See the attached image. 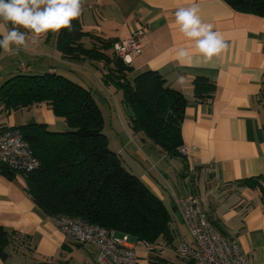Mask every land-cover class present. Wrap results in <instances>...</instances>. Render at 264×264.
Here are the masks:
<instances>
[{
  "label": "crops",
  "instance_id": "1",
  "mask_svg": "<svg viewBox=\"0 0 264 264\" xmlns=\"http://www.w3.org/2000/svg\"><path fill=\"white\" fill-rule=\"evenodd\" d=\"M90 1L87 7L102 6L103 10L98 11L105 17L101 25L93 17L86 31L93 33L97 27L95 30L101 33H94L96 35L122 39L128 37L133 28L143 25L146 32L141 41V53L133 58L130 74L157 70L167 85L180 90L187 99L180 125L182 145L186 147L181 162L174 167L170 162L162 169L160 166L159 172L151 174L152 177L149 172L138 177L163 203L170 200L173 208L171 195H164L157 176L167 183L181 179L182 192L178 194L197 195L209 219L223 235L237 240L253 264H264V99L260 97L264 83V16L236 11L223 0ZM193 5L198 8L201 20L222 36L226 48L209 66L181 67L174 59L176 51L190 47L191 42L171 25L178 8ZM84 11H81L82 19ZM112 15H119L122 24L105 33L100 26ZM52 33L49 38L39 37L36 44L31 43L29 36L27 49L10 53L0 50V84L31 68L26 62V68L20 67L23 62L20 51L33 57L32 68L39 71L43 68L44 57H49L65 66L79 62V66L84 65L96 75L93 67L99 66L98 62L62 57L56 49V32ZM83 38V43L87 39L90 46L93 44L90 37ZM47 71L57 73L52 65ZM63 75L69 77L67 73ZM180 77L183 83L179 82ZM195 77L215 83L211 98L194 96ZM98 81L102 83L100 74ZM30 122L46 123L50 129L66 128L63 119L55 116L45 102L9 112L2 109L0 103V129ZM250 177L252 181L242 182ZM0 225L27 236L23 241L15 238L9 247V258L0 259V264H97V247L66 237L35 204L27 192L23 173L14 172L12 177H7L0 171ZM160 239L152 243L150 249L141 241L131 242L138 255V264L169 263L163 255L154 252L160 249ZM77 254H80L79 260ZM183 264L192 263L186 259Z\"/></svg>",
  "mask_w": 264,
  "mask_h": 264
},
{
  "label": "trees",
  "instance_id": "2",
  "mask_svg": "<svg viewBox=\"0 0 264 264\" xmlns=\"http://www.w3.org/2000/svg\"><path fill=\"white\" fill-rule=\"evenodd\" d=\"M223 1L236 11L264 16V0ZM72 24L71 31L63 28L55 34L60 55L71 60L103 62L108 67L103 81L122 90L132 130L142 131L167 154L182 157L180 125L187 105L184 94L167 85L157 70H143L129 80L127 74L133 67L106 52L117 38L84 30L81 16ZM85 36L93 40L90 47L81 41ZM193 91L197 99H209L215 83L195 77ZM260 97L264 99V83ZM41 102L63 119L65 129H50L43 122L11 126L21 132L39 160L37 168L24 174L27 192L35 204L48 216H79L129 233L135 241L151 244L162 238L171 242L168 209L136 174L122 166L117 153L109 148L100 108L88 88L51 71L18 73L0 84V103L6 112ZM0 171L7 177L14 174L2 164ZM252 180L250 177L242 182ZM26 237L0 225V259L9 258V247L15 238L23 241Z\"/></svg>",
  "mask_w": 264,
  "mask_h": 264
},
{
  "label": "built area",
  "instance_id": "3",
  "mask_svg": "<svg viewBox=\"0 0 264 264\" xmlns=\"http://www.w3.org/2000/svg\"><path fill=\"white\" fill-rule=\"evenodd\" d=\"M145 32L146 28L138 25L128 37L116 40L112 45L115 55L120 58L130 56L132 63L133 58L141 53V41ZM116 44L120 45L119 54L114 47ZM20 67L26 68L24 63L20 64ZM179 151L186 154V147L181 145ZM0 164L23 174L39 165V160L33 154L28 141L17 128L0 129ZM171 197L192 238L190 244H178L177 251L180 255L187 257L192 264H253L241 250L238 241L223 235L209 219L197 195H177L171 192ZM49 218L66 237L78 243L95 245L97 264H138V255L128 233H121L67 213H58ZM143 244L146 248H151L150 243Z\"/></svg>",
  "mask_w": 264,
  "mask_h": 264
},
{
  "label": "rangeland",
  "instance_id": "4",
  "mask_svg": "<svg viewBox=\"0 0 264 264\" xmlns=\"http://www.w3.org/2000/svg\"><path fill=\"white\" fill-rule=\"evenodd\" d=\"M88 2L90 3L91 1L83 0L82 9L85 10L83 12L84 18L82 19V16L80 15L82 22H84V30L90 29L89 25H91L90 21H93V17H95L94 19L97 23H99V25H101L105 17V15H102L101 12L98 11L103 10L102 6L87 7ZM122 9L125 10L126 6L122 7ZM121 21L122 18L119 17V15H112L111 18L106 19L104 25L102 24L103 26H100V29L105 32L108 29L111 30L114 28H120L122 24ZM93 23L94 25H96L95 22ZM104 28L106 30H104ZM95 29H97V27H94V29L92 30L93 34L101 33ZM50 33L52 32L50 31L47 33L46 38H49V35L51 36ZM107 35L109 36L110 34ZM29 36H31V34H29ZM83 44L87 47H90V42H88L87 39L84 40ZM20 52L22 53L21 60L23 61L20 62V64L24 63V66L27 67V65L25 64L26 62L29 63V66H31L30 69L24 70L23 73H42L40 71H47L49 65H52L55 67L57 73H67L69 77L75 82L82 81L80 83L85 85L91 91L93 98L100 108L103 118L102 131L107 136L109 148L117 153L122 166H124L125 169H127L129 172L136 174L137 176H139L143 172H149L151 176V174H155L154 172H159L160 166L162 169V167H166L170 162V166L172 165L171 167H174L181 162V158L179 156H172L164 152L159 145L153 142L142 131L135 132L132 130L128 119L129 109L123 102L122 90L115 87L112 83L105 84L103 81V77L101 84L98 81V75L100 74L103 76L108 70V67L103 62H98L99 66L95 65V67H93L96 70V75H94L93 72L87 70L84 65L82 67L79 66V62H77V64H68V66H65L57 60L43 56L44 65L42 66L43 68H41V70L39 71L35 68H32L34 63L33 57L28 56L22 51ZM106 52L110 55H112V53L115 54L112 49H109ZM79 64L81 65V63ZM133 75V73L130 74L129 72L127 74V78L131 80L134 77ZM158 158L161 159L158 160ZM157 178L161 182V184L159 183V185L161 186L164 195L170 196L171 192L180 195L178 193L182 192L180 184L182 182L183 185V181L181 179L174 182L171 180L167 183V181L163 180L160 176H157ZM164 205L166 206L170 214L169 227L172 233V240L171 242L166 243L165 240L163 241L162 239H160V249H156L154 250V252L167 258L169 262L168 264H183L186 261L187 257L182 256L178 253L177 246L181 242H187L188 244L192 243V238L188 233L185 223L171 206L170 200H165ZM132 241L136 242L135 240L131 239V242ZM75 247L76 246L74 245L73 248ZM25 250V252H28L26 248ZM155 253H153V255ZM28 255L29 254L25 253V256L29 257ZM78 258H80V254H77V260H79ZM32 264L34 263L32 262Z\"/></svg>",
  "mask_w": 264,
  "mask_h": 264
},
{
  "label": "clouds",
  "instance_id": "5",
  "mask_svg": "<svg viewBox=\"0 0 264 264\" xmlns=\"http://www.w3.org/2000/svg\"><path fill=\"white\" fill-rule=\"evenodd\" d=\"M81 11L82 0H0V50L10 53L27 49L29 34L31 43L36 44L39 37L50 31L59 32L63 28L71 31L72 21L81 15ZM171 27L191 42L190 47L176 51L174 59L181 67L209 66L213 58L226 48L222 36L213 30L212 25L201 20L195 5L178 8ZM114 47L119 54L120 45ZM121 59L125 64L132 60L130 56H122ZM179 82H184L183 77Z\"/></svg>",
  "mask_w": 264,
  "mask_h": 264
}]
</instances>
